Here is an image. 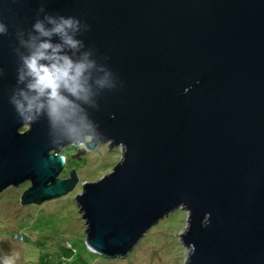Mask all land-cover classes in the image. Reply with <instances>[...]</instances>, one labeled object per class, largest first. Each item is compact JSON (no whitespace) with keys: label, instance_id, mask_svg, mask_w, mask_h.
<instances>
[{"label":"water","instance_id":"1","mask_svg":"<svg viewBox=\"0 0 264 264\" xmlns=\"http://www.w3.org/2000/svg\"><path fill=\"white\" fill-rule=\"evenodd\" d=\"M45 17L78 21L80 47L68 54L93 62L88 102L77 101L91 139L72 157L98 143L121 148L74 196L86 246L123 256L182 208V264H264V0H0V191L28 180L23 204L78 181L73 167L58 173L61 148L79 138L59 135L45 114L23 119L13 103L21 41Z\"/></svg>","mask_w":264,"mask_h":264},{"label":"rangeland","instance_id":"2","mask_svg":"<svg viewBox=\"0 0 264 264\" xmlns=\"http://www.w3.org/2000/svg\"><path fill=\"white\" fill-rule=\"evenodd\" d=\"M84 147V143L76 141L60 150L66 161L58 176L68 177L73 167L78 177L66 194L37 204H23L20 195L30 184L28 180L0 191V264H182L189 251L179 235L187 221L182 208L159 218L123 256L106 257L86 246L85 223L74 196L80 192L82 181L110 171L121 148L98 143L84 149L78 158L72 157Z\"/></svg>","mask_w":264,"mask_h":264},{"label":"clouds","instance_id":"3","mask_svg":"<svg viewBox=\"0 0 264 264\" xmlns=\"http://www.w3.org/2000/svg\"><path fill=\"white\" fill-rule=\"evenodd\" d=\"M78 26V21L64 17H45L34 23L36 35L21 41L28 49L27 54L21 57L19 75L24 88L13 103L23 119L32 121L45 114L59 135L69 140L79 138L81 143H85L91 139L87 131L91 126L82 124L77 113V101L88 102L90 87L84 75L93 62L87 59V53L75 61L68 54L80 47V42L74 37ZM4 31V26L0 25V32ZM54 35L60 37V44L52 43Z\"/></svg>","mask_w":264,"mask_h":264},{"label":"flooded vegetation","instance_id":"4","mask_svg":"<svg viewBox=\"0 0 264 264\" xmlns=\"http://www.w3.org/2000/svg\"><path fill=\"white\" fill-rule=\"evenodd\" d=\"M64 160L66 161L65 157H64Z\"/></svg>","mask_w":264,"mask_h":264},{"label":"trees","instance_id":"5","mask_svg":"<svg viewBox=\"0 0 264 264\" xmlns=\"http://www.w3.org/2000/svg\"><path fill=\"white\" fill-rule=\"evenodd\" d=\"M68 250L70 251V248H68Z\"/></svg>","mask_w":264,"mask_h":264}]
</instances>
